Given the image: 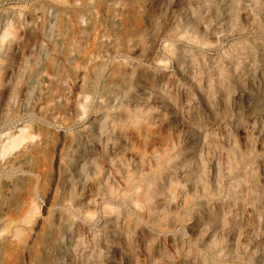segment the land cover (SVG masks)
<instances>
[{
    "label": "rangeland",
    "instance_id": "rangeland-1",
    "mask_svg": "<svg viewBox=\"0 0 264 264\" xmlns=\"http://www.w3.org/2000/svg\"><path fill=\"white\" fill-rule=\"evenodd\" d=\"M0 264H264V0H0Z\"/></svg>",
    "mask_w": 264,
    "mask_h": 264
}]
</instances>
